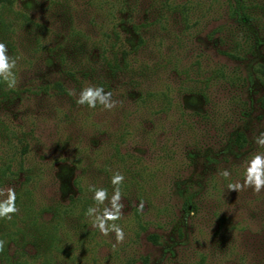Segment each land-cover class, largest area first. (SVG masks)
I'll return each instance as SVG.
<instances>
[{
  "label": "rangeland",
  "instance_id": "rangeland-1",
  "mask_svg": "<svg viewBox=\"0 0 264 264\" xmlns=\"http://www.w3.org/2000/svg\"><path fill=\"white\" fill-rule=\"evenodd\" d=\"M166 1L181 8L167 11ZM240 4H245L248 22L233 12ZM123 9L115 21L120 36L134 42L140 36L146 42L137 61L112 73L94 50L95 58L89 59L93 64L86 67L84 55L73 53V41L63 40L71 76L55 63L47 68L41 62H24L27 29L21 12L43 22L51 35H61L66 21L58 9L47 0H0V42L6 44L8 56L15 50L22 59L12 69L16 86L9 88L5 81L0 85V202L12 188L16 199L31 200L36 211L58 202L67 206L72 199L97 208L96 214L86 212L81 219L83 231L78 233L89 236L77 250L81 264H91L93 258L97 264H237L224 255L232 241L231 235L226 238V228L244 226L247 231L235 237L258 244L256 235L264 221V189L255 193L252 187H228L244 184L249 153L264 154V146L255 143L264 132V0H126ZM159 17L162 23H157ZM141 25L136 32L135 26ZM57 39L61 37H51ZM174 56L184 58L181 64L186 65L197 58L196 75L176 73ZM201 85H206L207 103L190 95ZM91 86L111 92L116 106L108 110L99 102L95 108L78 104L81 91ZM150 87L168 88L184 106L191 127L172 109L168 117L147 123V138L134 131L124 143L116 141L131 124L132 100ZM244 105L249 117L242 122ZM196 113L200 116L194 117ZM237 131L250 143L242 154L226 140ZM110 139L116 141L112 146ZM115 166L123 170L120 185L112 183ZM230 169L236 173L225 178L223 172ZM117 188L122 215L108 223L124 230L119 244L114 232L104 236L93 226L96 215L111 208ZM94 189L107 190L102 204L93 199ZM188 196L194 209L186 213ZM15 215L18 223L24 218L21 209ZM254 250L257 258L251 264H264V247Z\"/></svg>",
  "mask_w": 264,
  "mask_h": 264
},
{
  "label": "trees",
  "instance_id": "trees-1",
  "mask_svg": "<svg viewBox=\"0 0 264 264\" xmlns=\"http://www.w3.org/2000/svg\"><path fill=\"white\" fill-rule=\"evenodd\" d=\"M47 2H49L53 8L58 9L57 13L60 12V15L64 16L63 21H66V23L64 22L63 25L61 24V35H56L54 33L51 35L43 22L40 23V21L32 17L29 12H21L23 24L27 29L25 30L26 47H24V49L27 51L28 55L24 62H41L47 68L55 63L69 70L67 72L72 76L71 69L73 66L67 63L65 50L63 49V40L65 42L73 41V53L84 55L86 67H88V65L92 66L93 64L90 63L89 59L95 58L93 53L94 50L100 52L97 55L98 60L101 63H105L112 73L119 71L122 67L128 68V66L137 61L136 57L139 54L140 46L146 44L144 38L139 36L137 42L123 38L120 36L116 27L120 26V24L115 22L117 21V14L122 13L124 10L123 6L126 0H47ZM168 2L169 1H166L163 4V8L167 11H175L181 8L180 4L169 5ZM119 6L122 7V10H120ZM238 7L239 9L233 11L236 18L238 17L241 21L248 22L250 19L247 15L248 13L245 12V4H240ZM71 17H77V20H71ZM103 17H105V19H102ZM162 19L164 18L159 17L156 20L157 23H162L164 21ZM141 27H144V25L139 27L135 26L134 30L138 32ZM163 30L165 31L164 28ZM100 35L101 38L99 39L98 36ZM51 37H61V40L57 39L60 43L53 45V42L57 41L51 40ZM15 52V50L10 52V54L13 55L9 57L14 58L17 63L22 59L18 54L14 55ZM118 52H120L119 54L121 56L119 59H117ZM108 56H112V58L110 59ZM183 61L184 58L174 56L173 63L176 65L174 67L175 72L184 74L185 76H189L190 72L196 75L194 66L198 67L200 64L197 58L189 65L185 63L181 64ZM177 63H180L181 70L177 68ZM142 65L144 68H147L146 63L143 62ZM216 73L223 76L222 71ZM260 73L263 75L264 70L261 69ZM3 83L4 80L0 77V85ZM57 86L59 89H63L62 84L58 82ZM197 88L198 89L193 91V94L190 95L194 97L201 96L204 101L207 97L206 85H201ZM62 91L64 92V90ZM261 102L262 106H264V98ZM205 103H207L206 100ZM131 107L132 112L129 116L131 124L127 125L129 129H125L120 133L119 138L116 140H119L120 143H124L126 141L125 137L130 136L134 131L147 138L148 134L145 129L147 123L153 124L151 122L152 119L155 117H162L161 115L168 117V112L172 109L173 111H177L176 117L180 122H183L182 124L191 127L184 119V117L187 119L184 106H182L178 99L171 96L168 88L163 90L150 87L138 93L137 97L132 100ZM199 116L198 113L194 114V117ZM201 117L208 118V115H203ZM248 117L249 111L244 105L243 109L239 112V119L245 122ZM227 136L226 140L233 145L232 147L235 152H241L240 154H242L247 147H250L247 137L242 132L237 131L234 135L231 134ZM116 141L110 139L108 143L110 144L109 146L115 144ZM115 146L118 147V144ZM25 151L26 149L23 148L22 155L25 154ZM251 155L254 156L253 153H249V157L244 159L248 160L247 164L250 163L253 157ZM6 170H9V167H7ZM115 170L116 171L111 176H114L117 172L123 174V170L121 172V169L116 166ZM5 171H3V176L6 173ZM127 172L130 171L127 170ZM233 172L236 173V171L230 169V174ZM3 183L4 179L1 177L0 187ZM192 200L193 198L191 196L187 197L183 207L184 212L188 213L191 208L194 209ZM15 204L16 206L18 205L19 210L21 209V211H23L24 218L21 219L19 223L17 222L19 217L15 214L12 215L11 220L0 218V240L5 241L4 250L0 252V264H81L80 260H82L83 257L79 255L77 250L79 246L81 248L83 244H86L85 239L89 238L88 234L85 232L78 233L79 230L83 231V227L79 229V226L82 221L81 219L88 211V207H85L81 199H72L71 204L67 206L58 202L53 206L42 210L39 209L38 211L32 209L33 202L31 200L27 202L24 199V201L21 202V200L17 198ZM78 207L80 208L79 211L76 212L77 216L73 217V212ZM48 214L51 216L46 218ZM65 224H68L69 228L62 229V225ZM260 225L261 231L256 235L258 238L260 237V242L258 244L240 242L239 239L241 237H235L237 233H244L247 231L244 226L238 227L239 225H233L232 227H227L226 238L228 235H231L232 241L230 245L228 244L227 251L224 255L230 256L232 260L235 259L237 264H251L252 260L257 258V252H255L254 248L260 245L261 249L264 247V221H262ZM150 239L153 242L157 240L156 236H152ZM257 250L260 251V249ZM86 252H88V250H86ZM91 264H97L94 258Z\"/></svg>",
  "mask_w": 264,
  "mask_h": 264
},
{
  "label": "clouds",
  "instance_id": "clouds-1",
  "mask_svg": "<svg viewBox=\"0 0 264 264\" xmlns=\"http://www.w3.org/2000/svg\"><path fill=\"white\" fill-rule=\"evenodd\" d=\"M6 44L0 42V77L7 83L8 87L12 88L16 86L17 80L12 72V69L16 66V60L9 57L7 54ZM111 92H105L102 87H87L84 88L77 100L78 104H87L90 108H95L97 102L102 104L105 109L111 110L116 106V101L111 100ZM255 143L264 146V132H261L258 137L255 138ZM230 173L225 170L223 176L227 178ZM124 180V176L120 173H116L112 177L113 185H120ZM229 189L240 190L242 188L252 187L255 193L261 192L264 189V154H256L251 159L250 164L246 170V178L244 184H229ZM95 195L93 199L98 203L102 204L105 199H107L106 189H94ZM3 195V192H0ZM7 199L0 202V218H6L11 220L12 215L16 214L19 209L16 207V194L15 190L9 188L7 190ZM120 191L119 188L115 190V193L111 200V208H105L102 215H96L95 221L93 223L94 227H97L101 234L107 236L109 232H114L117 244L123 243L125 234L124 230L112 223L109 225V221H116L120 219L122 215L123 204L120 203ZM143 202L139 205V211H143ZM98 211L95 207H90L86 215H94ZM5 247V241L0 240V252H3ZM115 247V245H113Z\"/></svg>",
  "mask_w": 264,
  "mask_h": 264
}]
</instances>
